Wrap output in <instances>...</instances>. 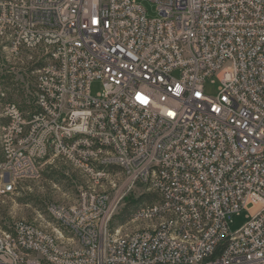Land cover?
Masks as SVG:
<instances>
[{"label": "built area", "instance_id": "1", "mask_svg": "<svg viewBox=\"0 0 264 264\" xmlns=\"http://www.w3.org/2000/svg\"><path fill=\"white\" fill-rule=\"evenodd\" d=\"M147 1L158 18L139 0H0V39L43 60L35 109L4 108L0 196L49 156L87 179L48 206L55 226L0 229V264H264V0ZM137 184L159 196L130 220L147 227L111 233Z\"/></svg>", "mask_w": 264, "mask_h": 264}, {"label": "rangeland", "instance_id": "2", "mask_svg": "<svg viewBox=\"0 0 264 264\" xmlns=\"http://www.w3.org/2000/svg\"><path fill=\"white\" fill-rule=\"evenodd\" d=\"M147 11L149 18L159 17L156 5L139 0ZM43 63L37 54L23 51L19 55L10 52L5 40L0 39V159L1 127L5 123L4 108L6 103L12 102L20 107L26 114L35 109V81L38 64ZM219 84L214 79L206 82V94L210 97L218 95ZM102 91V84L98 81L92 84V94L97 95ZM42 177L38 180H24L20 182L13 194L0 196V229H6L17 221H25L35 224H50L54 222L48 214L50 204L64 207L73 206L79 198L82 190L87 187V179L79 170L61 158L49 156L41 162ZM112 174L116 175V182L122 184L124 175L118 168H113ZM147 187L137 184L128 194V198L134 200L144 193H150ZM123 201L115 216L124 208ZM245 211L233 217L232 232L239 230L246 223ZM145 223L127 222L123 226H117L120 235L132 233L146 228ZM116 230V231H117Z\"/></svg>", "mask_w": 264, "mask_h": 264}, {"label": "trees", "instance_id": "3", "mask_svg": "<svg viewBox=\"0 0 264 264\" xmlns=\"http://www.w3.org/2000/svg\"><path fill=\"white\" fill-rule=\"evenodd\" d=\"M41 64H38L37 70L41 67ZM159 200V196L154 193H144L140 195L138 198L134 200H130L129 198L126 201V204L124 208L121 210V212L118 215H114V217L111 220L110 224V230L111 233H114L117 229H115L117 226H123L127 222H129L138 209L141 207H144L145 205L153 204Z\"/></svg>", "mask_w": 264, "mask_h": 264}]
</instances>
